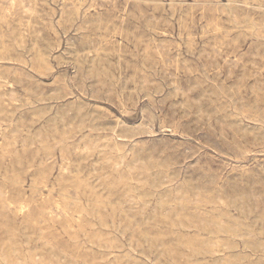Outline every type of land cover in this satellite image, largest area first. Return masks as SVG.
Here are the masks:
<instances>
[{
	"label": "rangeland",
	"instance_id": "obj_1",
	"mask_svg": "<svg viewBox=\"0 0 264 264\" xmlns=\"http://www.w3.org/2000/svg\"><path fill=\"white\" fill-rule=\"evenodd\" d=\"M263 249L264 0H0V264Z\"/></svg>",
	"mask_w": 264,
	"mask_h": 264
},
{
	"label": "bare ground",
	"instance_id": "obj_2",
	"mask_svg": "<svg viewBox=\"0 0 264 264\" xmlns=\"http://www.w3.org/2000/svg\"><path fill=\"white\" fill-rule=\"evenodd\" d=\"M248 16V15H247ZM139 162V161H138ZM133 164V163H132ZM128 167V166H127ZM133 167H134V165H133ZM133 169V168H132ZM132 169H130V170H132ZM183 197V196H182ZM215 205H217V204H215ZM219 206V205H218ZM235 206V205H234ZM222 213V212H221ZM241 219V218H240ZM262 220V219H261ZM204 221V220H203ZM262 225V224H261ZM187 230V229H186ZM246 233V232H245ZM223 234V233H222ZM249 234V233H248ZM247 234V235H248ZM230 235V234H229ZM244 243V242H243ZM252 244V243H251ZM206 245V244H205ZM228 249V248H227ZM261 249V248H260ZM264 250V249H263ZM203 251H205V250H203ZM198 253V252H197ZM209 253H210V251H209ZM213 254V253H212ZM6 260V259H5Z\"/></svg>",
	"mask_w": 264,
	"mask_h": 264
}]
</instances>
